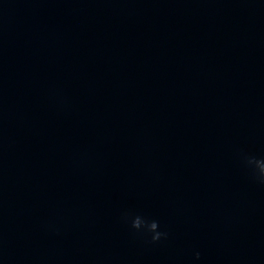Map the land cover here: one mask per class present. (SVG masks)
Segmentation results:
<instances>
[{
  "label": "clouds",
  "instance_id": "1",
  "mask_svg": "<svg viewBox=\"0 0 264 264\" xmlns=\"http://www.w3.org/2000/svg\"><path fill=\"white\" fill-rule=\"evenodd\" d=\"M246 166L250 169L251 174L255 180L264 184V157L257 158L254 156H244L243 157ZM132 227L136 230H140L143 227L147 228V231L152 233L151 239L156 242L161 239L162 236H166V233L159 232L158 223L152 221L147 223L140 217L136 216L132 220ZM199 252L196 253V258L199 259Z\"/></svg>",
  "mask_w": 264,
  "mask_h": 264
}]
</instances>
